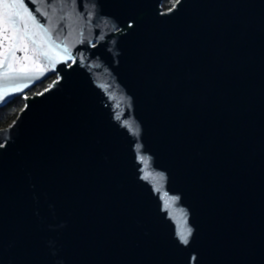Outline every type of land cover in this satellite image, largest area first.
Instances as JSON below:
<instances>
[{
    "label": "water",
    "instance_id": "1",
    "mask_svg": "<svg viewBox=\"0 0 264 264\" xmlns=\"http://www.w3.org/2000/svg\"><path fill=\"white\" fill-rule=\"evenodd\" d=\"M163 1L0 0V264H264V0Z\"/></svg>",
    "mask_w": 264,
    "mask_h": 264
},
{
    "label": "trees",
    "instance_id": "2",
    "mask_svg": "<svg viewBox=\"0 0 264 264\" xmlns=\"http://www.w3.org/2000/svg\"><path fill=\"white\" fill-rule=\"evenodd\" d=\"M46 87L47 85L43 84L42 86H40L38 90L40 91ZM23 107H24V100L22 99V97H18L9 105L0 109V129L10 126L15 121V119L17 118L19 112L23 109Z\"/></svg>",
    "mask_w": 264,
    "mask_h": 264
},
{
    "label": "flooded vegetation",
    "instance_id": "3",
    "mask_svg": "<svg viewBox=\"0 0 264 264\" xmlns=\"http://www.w3.org/2000/svg\"><path fill=\"white\" fill-rule=\"evenodd\" d=\"M177 2H178V0H164L163 3H162V11L163 12H168V11L172 10L175 7ZM119 31H120L119 29L116 30V32H119ZM97 44H98V42H94L93 46H96ZM56 79H57L56 76H52L51 78L47 79L46 81L42 82L41 84L33 87L31 90H29L26 93L27 95L25 94L24 96H22V98H24V103H25L26 97L43 92L44 90L49 88ZM48 81H50V82H48ZM43 84H46L47 87L39 91L38 89Z\"/></svg>",
    "mask_w": 264,
    "mask_h": 264
},
{
    "label": "snow or ice",
    "instance_id": "4",
    "mask_svg": "<svg viewBox=\"0 0 264 264\" xmlns=\"http://www.w3.org/2000/svg\"><path fill=\"white\" fill-rule=\"evenodd\" d=\"M23 7V4L20 5H5L6 8H13V7ZM9 20H11V22L13 23V25H15V19L12 17L8 18ZM181 239L186 243L187 242V238H186V234L185 233H181Z\"/></svg>",
    "mask_w": 264,
    "mask_h": 264
},
{
    "label": "rangeland",
    "instance_id": "5",
    "mask_svg": "<svg viewBox=\"0 0 264 264\" xmlns=\"http://www.w3.org/2000/svg\"><path fill=\"white\" fill-rule=\"evenodd\" d=\"M27 95V94H26ZM24 100V98H22Z\"/></svg>",
    "mask_w": 264,
    "mask_h": 264
}]
</instances>
